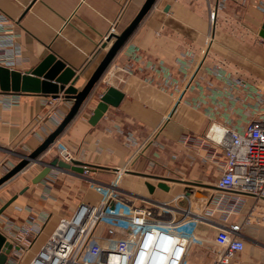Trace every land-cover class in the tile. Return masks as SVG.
Returning <instances> with one entry per match:
<instances>
[{"label": "crops", "instance_id": "1", "mask_svg": "<svg viewBox=\"0 0 264 264\" xmlns=\"http://www.w3.org/2000/svg\"><path fill=\"white\" fill-rule=\"evenodd\" d=\"M146 1L0 0V67L26 72L54 54L77 71L81 90L114 43L107 38L121 34ZM261 1L262 6L253 0H157L102 77L99 95L83 106L41 161L58 158L57 149L65 147L91 167L99 183L109 184L118 169H126L118 185L128 201L156 208L182 194L183 205L202 206L199 211L213 207L221 170L211 159L214 144L205 135L213 123L247 125L246 95L233 81L264 90ZM209 34L214 40L207 46ZM202 57V67L180 95ZM129 65L131 73L125 70ZM226 77L233 89L225 86ZM109 87L122 91L124 99L92 125L100 96ZM72 105L64 95L0 91V178L43 143ZM218 152L216 158L223 162ZM43 168L33 164L0 187V211L6 207L0 231L12 250L17 247L13 231L23 224L39 230L25 264L41 252L61 219L101 201L76 172L54 170L34 184ZM161 182L170 189L156 188L151 194L147 184ZM252 207L258 218L264 217V199L247 197L243 216ZM200 232L208 241L215 237V230L205 225ZM243 238L245 249L234 264H264V221L245 226Z\"/></svg>", "mask_w": 264, "mask_h": 264}, {"label": "built area", "instance_id": "2", "mask_svg": "<svg viewBox=\"0 0 264 264\" xmlns=\"http://www.w3.org/2000/svg\"><path fill=\"white\" fill-rule=\"evenodd\" d=\"M253 1L263 5L261 0ZM213 40L214 36L209 34L207 46ZM203 59L188 76L180 95L202 67ZM125 70L131 73V65ZM218 76L222 77L221 74ZM233 82L242 86L249 118L247 125L240 128L213 123L205 135L214 144L211 159L221 170L215 184L217 193L211 199L214 206L195 211L191 206L181 204L182 194L173 199V205L166 202L156 203V208L138 205L114 195L113 189L119 179L128 172L118 169L113 181L106 184L111 188L109 197L105 194L106 189L101 192L103 196L98 205H83V210L86 207L89 211L84 216L82 229L72 236L67 234L55 247L54 257L60 259L59 264H187L194 249L202 250L209 264H234L237 254L245 249L244 227L264 221V217L256 216L255 207L244 216L242 214L247 197L264 199V90L250 88L241 80ZM233 82L226 77L225 86L233 89ZM178 101L179 97L176 103ZM172 112L166 115V120L171 118ZM219 149L223 162L216 158ZM57 154L67 163L77 160L65 147L58 148ZM89 174L90 171L85 170L84 178L88 179ZM80 213L70 219H61L48 243L28 264H34L48 252L66 225L78 223ZM216 213L221 214L222 221L214 220ZM240 215L241 221H231L233 216ZM106 219L114 220L116 227L97 232ZM202 225L215 230L213 240L208 241L200 232ZM38 234L39 230L35 231L30 224H23L13 231L11 236L17 247L11 251L6 264H25Z\"/></svg>", "mask_w": 264, "mask_h": 264}, {"label": "water", "instance_id": "3", "mask_svg": "<svg viewBox=\"0 0 264 264\" xmlns=\"http://www.w3.org/2000/svg\"><path fill=\"white\" fill-rule=\"evenodd\" d=\"M156 1L147 0L134 20L121 34H112L109 36L108 41L114 39V43L108 49L95 72L81 90L76 87L80 78L77 71L67 66L64 61L58 59L54 54L48 55L37 67L26 72H19L3 66L0 67V91L2 92L13 94H40L53 98H59L61 95H64L66 99L73 101V105L68 114L57 128L46 137L43 143L31 154L24 156L13 169L0 178V187L17 177L31 165L38 163L44 165V168L33 180L34 184H38L46 179L54 170L76 172L79 174H84L85 170H92L88 164L78 160L67 163L59 158H55L51 162L46 163L41 161L40 158L55 145L68 126L80 113L83 106L92 98L95 88L98 86L114 58L150 12ZM260 36L264 39V24L260 30ZM106 46L107 44L104 45V47ZM123 99L124 93L122 91L115 87H109L101 94L100 101L93 112L90 123L95 125L110 106L118 107ZM147 187L151 194L154 193L156 188L165 191L170 189L164 182L159 183L157 187L148 183ZM185 196H187V192H185ZM5 208L0 211V215ZM82 211L83 208L81 207L78 212L82 213ZM13 247V244L0 231V264L7 263Z\"/></svg>", "mask_w": 264, "mask_h": 264}, {"label": "rangeland", "instance_id": "4", "mask_svg": "<svg viewBox=\"0 0 264 264\" xmlns=\"http://www.w3.org/2000/svg\"><path fill=\"white\" fill-rule=\"evenodd\" d=\"M127 175H129V174H127ZM86 177H88V179L87 178L85 179V181L87 182L86 184L89 185L90 189H93L98 194H100L101 195V199H102L103 195H102L101 192L102 191L104 192L106 189H108V187L106 186V183L105 184L104 183H99L98 181H96V179H97L96 176H92L91 174H89ZM120 189H121V183H119V185L117 184L116 188L113 189L114 192H115L114 195L126 198V196L121 194ZM135 202L138 205H146V206L150 207V205L145 204L142 201H137V199H136ZM168 203L171 204V205L174 204L172 201H170ZM88 205L89 206H94L92 204H88ZM193 207H194L195 211H198V212H199L200 209H202V206H198V205L197 206H193ZM203 211H205V208H203ZM220 215H221L220 213H216L214 219L216 221H222L220 219L221 218ZM241 219H242L241 215L240 216H233L231 218V221H235L236 222V221H239V220L241 221ZM116 225H117V223L114 220L106 219L105 221L102 222V225L97 229V232L101 233V232L105 231L107 228H110V227H114L115 228ZM187 264H209V259H207L206 254L202 250L194 249L192 254H191V257L189 258V260L187 262Z\"/></svg>", "mask_w": 264, "mask_h": 264}, {"label": "bare ground", "instance_id": "5", "mask_svg": "<svg viewBox=\"0 0 264 264\" xmlns=\"http://www.w3.org/2000/svg\"><path fill=\"white\" fill-rule=\"evenodd\" d=\"M110 192H111V188H108L105 191V194L107 195V197H109ZM88 211H89V208L85 207V209L82 211L83 214L81 213L78 216V223L66 225L65 228H63L60 231V233H59L60 236L56 240L53 241V244L48 249V252H45V254L43 256L39 257V259L37 261H35L34 264H59L60 259L58 257H54L55 247L58 245V243L62 239H65L67 237V234L72 236L74 233L76 234V233L80 232V230L82 229L81 227L83 225L84 216H85V214H87Z\"/></svg>", "mask_w": 264, "mask_h": 264}, {"label": "trees", "instance_id": "6", "mask_svg": "<svg viewBox=\"0 0 264 264\" xmlns=\"http://www.w3.org/2000/svg\"><path fill=\"white\" fill-rule=\"evenodd\" d=\"M99 85H101V82H99L98 86H99ZM94 95H99V94L97 93V91H96V88H95V90H94V92H93L92 97H93ZM41 158L43 159V156H41Z\"/></svg>", "mask_w": 264, "mask_h": 264}]
</instances>
